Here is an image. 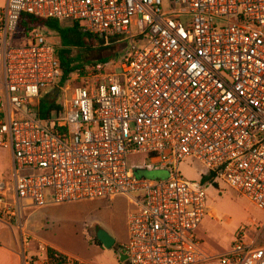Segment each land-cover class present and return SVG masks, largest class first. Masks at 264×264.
I'll return each instance as SVG.
<instances>
[{"label":"built area","instance_id":"2783aa9c","mask_svg":"<svg viewBox=\"0 0 264 264\" xmlns=\"http://www.w3.org/2000/svg\"><path fill=\"white\" fill-rule=\"evenodd\" d=\"M23 13L79 21L131 51L61 84L58 47L42 29L20 35ZM0 65V146L12 156L0 223L24 237L27 207L125 197L128 264H264L254 241L210 254L197 235L207 184L264 210V0H0ZM141 152L170 177L135 176L127 155ZM193 158L206 183L181 174ZM24 264L87 263L39 242Z\"/></svg>","mask_w":264,"mask_h":264},{"label":"rangeland","instance_id":"374dc122","mask_svg":"<svg viewBox=\"0 0 264 264\" xmlns=\"http://www.w3.org/2000/svg\"><path fill=\"white\" fill-rule=\"evenodd\" d=\"M69 25V21L62 22ZM42 32L57 47L60 46L58 34L50 29L42 28ZM128 42V41H127ZM114 50L116 55L113 54ZM131 51V45L123 41L120 44L112 43L105 47L101 43L96 44L90 51V61H99L103 57H108L107 64L109 70H113L119 61ZM87 62V63H89ZM86 63V64H87ZM1 75V65H0ZM72 86H75L72 83ZM55 117L56 112L51 113ZM127 164L130 171L138 177H145L150 180H166L170 177V169H164L159 165V169L152 167V160L145 152L130 153L127 155ZM153 168V169H152ZM181 174L191 182H200L209 170L196 158L182 162L179 166ZM10 178L12 176V156L8 148L0 146V177ZM207 191L210 197V210L202 225L197 230L202 247L210 254H222L232 248V245L239 238L246 241H254L257 245L264 246V210L258 208L251 200L240 195L236 190L227 185L220 184L219 187L207 184ZM101 207L83 210H69L68 220L50 224L49 236L66 254L77 256L92 264H127L122 262L116 252V247L105 248L97 246L90 240V236L83 231L85 222H90L96 218L111 236L117 239V245L123 242L127 245L128 236L124 230V218L128 215L129 201L125 197L114 199H101ZM79 201L77 203H81ZM82 204V203H81ZM57 206V205H54ZM61 206V205H59ZM76 206V205H74ZM77 208V207H76ZM80 210V211H79ZM110 224L116 228L115 234L109 229ZM91 229V228H90ZM27 230V227L26 229ZM91 233L97 235L96 228L91 229ZM127 237V240H126ZM37 243L31 242V250H36Z\"/></svg>","mask_w":264,"mask_h":264},{"label":"crops","instance_id":"0c3cea01","mask_svg":"<svg viewBox=\"0 0 264 264\" xmlns=\"http://www.w3.org/2000/svg\"><path fill=\"white\" fill-rule=\"evenodd\" d=\"M81 203L65 202V203L56 204V203L50 202L44 208H41V209H34L32 207H27L24 212L25 229L27 227V230H25V233L27 235H25L24 237L21 235V232L17 226L15 225L13 226L5 220L1 221L0 223V264H24V250L29 249L30 252L36 251V250H33V251L31 250L32 241H35L37 244L39 242H43L47 244L49 247H51L52 249H55L62 254L73 256V257H76L86 262L87 264H92L77 256L64 253L58 247L56 242H54L52 236H49L47 234V231H50L49 228H50L51 223L62 222L64 220H68V216L70 214L69 210L73 211V210H78L82 208L80 210H83V213L86 214L88 209L92 208V210H94L96 207H101L103 204V202L100 200H87V201H82ZM54 205H57V206H54ZM129 208H130V204L128 205V209ZM100 222H101L100 219L96 218L90 222H85V224L83 225L82 229L84 233L90 236V240L92 242H94L93 237L95 235L91 233L92 228H96L97 230L101 228L106 229L101 224H99ZM109 229L113 232L112 234H115L114 232H116V228L114 224H110ZM124 230L128 236L127 214H126V217L124 218ZM27 236L30 240L28 245L24 242L25 239H27ZM115 240H116V243L114 247H116V252L119 256V251L124 246L123 245L124 241L120 242L117 245V239L115 238ZM126 240H127V237H126ZM94 244L97 246H103L102 244L99 245L95 242Z\"/></svg>","mask_w":264,"mask_h":264},{"label":"trees","instance_id":"16d2710c","mask_svg":"<svg viewBox=\"0 0 264 264\" xmlns=\"http://www.w3.org/2000/svg\"><path fill=\"white\" fill-rule=\"evenodd\" d=\"M42 28L56 32L60 38V46L58 47V50L61 68L63 70L61 84L66 83L78 69L84 68L86 65L95 62H89V58L91 55L90 51H92L93 47L98 44V37L87 31L79 21L73 22L70 25H63L62 22L56 19L40 18L29 13L22 14L18 28L20 35H26L29 32ZM109 59L110 58L108 57H103L99 61L106 64ZM42 108L43 117L48 116L52 109V107L47 108L46 102L43 104ZM207 181V178L202 180L203 183H206ZM93 239L95 243L99 245L101 244L97 235H94ZM60 256L64 257L63 255Z\"/></svg>","mask_w":264,"mask_h":264},{"label":"water","instance_id":"95a60500","mask_svg":"<svg viewBox=\"0 0 264 264\" xmlns=\"http://www.w3.org/2000/svg\"><path fill=\"white\" fill-rule=\"evenodd\" d=\"M97 238L105 248H113L115 246L116 240L111 236L107 231L99 229L97 233ZM119 258L122 262H125L128 259V254L124 249H120Z\"/></svg>","mask_w":264,"mask_h":264}]
</instances>
